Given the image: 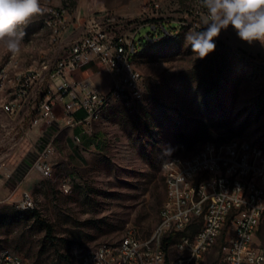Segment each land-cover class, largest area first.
Here are the masks:
<instances>
[{"label": "rangeland", "instance_id": "374dc122", "mask_svg": "<svg viewBox=\"0 0 264 264\" xmlns=\"http://www.w3.org/2000/svg\"><path fill=\"white\" fill-rule=\"evenodd\" d=\"M40 2L46 11L22 29L21 52L0 50V67L16 57L19 70L38 71L63 56V50H53L56 43L45 28L56 10L70 19L79 12L161 20L177 35L132 60L145 78L143 99L130 108L113 104L86 125L69 124L59 101L46 114L41 104L47 81L25 98L9 86L0 91V104L21 103L15 115L0 109V180L17 181L14 191L2 188L0 197L28 191L37 204L35 211L0 202V251H13L31 264H42V253L51 256L43 264H69L76 246L114 244L131 230L148 237L166 197L162 166L167 159L191 157L208 141L239 139L264 147V46L241 41L229 27L215 39V50L199 58L185 34L202 25L201 0ZM155 4L159 7H150ZM47 147L53 150L46 159L53 168L49 178L35 169ZM6 171L13 175L6 178ZM45 224L52 227L53 239ZM226 246L225 233L206 263L225 264ZM168 254L174 259L175 249Z\"/></svg>", "mask_w": 264, "mask_h": 264}, {"label": "built area", "instance_id": "2783aa9c", "mask_svg": "<svg viewBox=\"0 0 264 264\" xmlns=\"http://www.w3.org/2000/svg\"><path fill=\"white\" fill-rule=\"evenodd\" d=\"M49 19L52 30H58L53 50L58 54L63 50V56L48 62L40 73L24 71L16 88L25 98L32 95L35 85L47 81L41 108L51 114L49 105L59 101L68 123L76 125L91 123L96 106L117 103L130 108L139 102L145 78L140 70L131 68V56H138V48L149 46L153 40L177 35L161 20L138 22L113 15L83 17L79 12L70 19L66 11L57 10L51 12ZM75 31L78 36L63 47L68 33ZM93 69L107 82V91L90 86L88 81L72 80L75 72ZM23 75H31V82H23ZM54 96L56 100H52ZM0 109L15 115L21 103L10 100L0 104ZM81 110L85 111V119L76 122L75 115ZM52 151L47 147L35 164L45 178L52 176L46 161ZM162 172L166 187L160 211L162 228H155L145 238L131 230L125 241L112 244L109 253L101 258H94V249L102 245L76 246L69 264H173L178 258H185V264H207V255L225 233V264H264V154L239 145V139L223 144L208 141L191 157L167 159ZM168 198H175V205H168ZM0 202L17 203V209H37L28 191ZM169 243L177 244L174 259L168 254ZM0 264L31 263L11 251L3 255Z\"/></svg>", "mask_w": 264, "mask_h": 264}, {"label": "clouds", "instance_id": "9594fccd", "mask_svg": "<svg viewBox=\"0 0 264 264\" xmlns=\"http://www.w3.org/2000/svg\"><path fill=\"white\" fill-rule=\"evenodd\" d=\"M205 15L198 29L185 34L192 51L205 58L216 48L215 39L231 27L239 39L264 46V0H201ZM46 11L40 0H0V50L12 55L21 52L22 30L34 17Z\"/></svg>", "mask_w": 264, "mask_h": 264}, {"label": "bare ground", "instance_id": "6f19581e", "mask_svg": "<svg viewBox=\"0 0 264 264\" xmlns=\"http://www.w3.org/2000/svg\"><path fill=\"white\" fill-rule=\"evenodd\" d=\"M45 28L51 33L52 44L56 43V41H58V30H52V21L49 19V17L45 20ZM173 37L174 36H169L168 38L156 39V40L151 41V44L149 46H142L138 48V56H131V68L133 70H138L135 67L134 62L132 61L133 59L140 57L141 55H143L146 51H148L152 46L156 45L157 43L172 39ZM4 65H5L4 69H3V66L0 67V91H5L9 86L12 90H15L18 96H22L20 90L16 88L18 87V77H20V75H22L23 73V71L19 70V60L16 57H12ZM46 67L47 66H44L43 70H46ZM43 70L29 71L27 73H40ZM23 82H31V75H23ZM143 97H144V92H140V100L143 99ZM13 102L17 103L16 100H14ZM113 104H117V103H109L107 107L96 106L95 115L92 118V121H96L99 118H101L104 111L110 108ZM120 105L126 107L125 104H120ZM239 145H247V148L258 150L260 151L261 154H264V147L262 146L255 145V144H252L244 140H239ZM171 159H176V157L171 158ZM48 174H53V168L51 165H49L48 167ZM168 205H175V198H168ZM156 228H162V220H159V223L156 226ZM262 228H264V221H262ZM120 241H125V236ZM169 245L170 247H173L177 253V244L169 243ZM109 249H112V244H103L101 247L94 249V258H101V255H107L109 253ZM9 252L11 251L10 250L0 251V261H3V255L8 254ZM173 264H185V258H178L177 260L173 262Z\"/></svg>", "mask_w": 264, "mask_h": 264}, {"label": "crops", "instance_id": "0c3cea01", "mask_svg": "<svg viewBox=\"0 0 264 264\" xmlns=\"http://www.w3.org/2000/svg\"><path fill=\"white\" fill-rule=\"evenodd\" d=\"M78 34H79L78 31H75L73 34L68 33V35L66 36V38L64 40L65 42H64L63 47H66L71 42L72 39H74V38H76L78 36ZM73 76H74L72 78L73 81H88V83L90 84V86H92V87H94L96 89H99L101 91H107L108 90L107 82L104 81V80H102V79H100L93 71L92 72H83V73H81V72H75ZM81 113L83 114L84 112L83 111H78L77 114L75 115L76 122H81L82 120L85 119V116L82 119H78L77 118V115L78 114H81ZM74 125H76V124H74ZM34 131H35V129L31 130L29 133H32ZM6 172L7 173H3V175L6 178H10L13 175L12 174V171H6ZM13 181L17 184V181L15 179H13ZM0 182H1L0 183V191H1L2 188H5V189L8 190V193H9L11 191H14L15 188L17 187L16 184H12L8 180H0ZM1 199L2 198L0 197V201H2Z\"/></svg>", "mask_w": 264, "mask_h": 264}, {"label": "trees", "instance_id": "16d2710c", "mask_svg": "<svg viewBox=\"0 0 264 264\" xmlns=\"http://www.w3.org/2000/svg\"><path fill=\"white\" fill-rule=\"evenodd\" d=\"M8 212H9V210H8ZM20 212H21V211H20ZM33 212L35 213V211H33ZM23 213H28V212H23ZM7 214H9V213H7ZM8 216H9V215H8ZM45 227H46L47 237H49L50 239H53V237H52V227H51L50 225H48V224H45ZM167 242H169V240H167ZM167 248H168V245H166V249H167ZM40 257H41V258L44 257V259L40 260L41 263L43 264L44 262H47V260H48L51 256H49V255L46 256L45 253H42V254H40Z\"/></svg>", "mask_w": 264, "mask_h": 264}]
</instances>
